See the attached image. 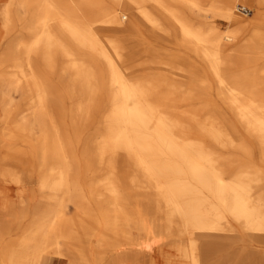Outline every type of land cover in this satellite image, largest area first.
<instances>
[{
	"label": "bare ground",
	"instance_id": "6f19581e",
	"mask_svg": "<svg viewBox=\"0 0 264 264\" xmlns=\"http://www.w3.org/2000/svg\"><path fill=\"white\" fill-rule=\"evenodd\" d=\"M240 2L255 6L260 22L242 15ZM3 4L0 141L5 136L7 145L0 152V185L23 187L37 175L32 189L39 199L27 225L30 215L21 205L16 228L0 231V264H46V256L58 264H129L128 257L130 264H215V255H224L220 264H264V80L237 69L241 56L264 58V0ZM208 13L227 21V34L212 33ZM14 21L25 37L4 47L16 35ZM141 29L156 46L136 38ZM101 30L113 32L109 46L97 38ZM228 44L236 49L229 52ZM141 69L182 81L141 80ZM52 74L70 82L77 135L100 116L97 153L86 161L103 177L89 195L73 180L78 161L54 112L62 93L54 96L46 83ZM15 93L22 95L19 105ZM30 135L36 148L12 145ZM124 176L137 193L121 188ZM7 188L0 187V213L17 205ZM65 195L80 199L70 219ZM143 245H153L155 255Z\"/></svg>",
	"mask_w": 264,
	"mask_h": 264
},
{
	"label": "rangeland",
	"instance_id": "374dc122",
	"mask_svg": "<svg viewBox=\"0 0 264 264\" xmlns=\"http://www.w3.org/2000/svg\"><path fill=\"white\" fill-rule=\"evenodd\" d=\"M58 1L66 2V3L67 2H71V3L73 2V0H58ZM105 1L108 3V0H105ZM3 2H4V0H0V8L3 6H6L3 4ZM60 5L62 8L65 7V3L64 4L60 3ZM240 6H244V7L251 10L247 14H245L244 12H242L240 10L242 15L246 16L248 19H251L253 23L260 22V19L258 16V9H256L255 6H250V5L241 3V2L237 4V8L240 9ZM262 9L264 10V7ZM204 16H205V18L207 17L206 19L208 21L211 20V22L215 26L211 30L213 34H217V33L227 34L228 33L229 24L227 23V21L225 19L218 17V16L214 17V15L212 13H208L207 15H204ZM129 19L130 18L128 16V19H124V22L128 23ZM263 23H264V20H263ZM13 25H14V32L16 33V35L7 39L4 42V47L9 46V42L11 39L14 40L17 38H24L25 37L24 33L22 32L20 23L18 21H14ZM15 25H16V27H15ZM99 34L96 36L99 39V41H101L102 46L103 47L109 46V45H107L106 40H107V37L111 38L114 36L113 32L111 30H108V31L101 30L99 32ZM136 38L141 43H143L145 47H153V46L157 45L155 43V41L151 37H149L145 33V31L142 29L137 31ZM227 47H228L229 52H232L236 49V47L234 45H231V44L230 45L228 44ZM160 50H162V52L171 53V52H176L177 49L176 48L171 49V47H164ZM59 53H60L59 49H55L53 52V55L56 57L57 60L59 59ZM185 53H188V52H185ZM240 59H242L241 62H243V63H242V65H240L237 68L238 70L248 72L249 77H257V75H258V77L262 76L261 78L264 80V71H263L264 70V58H256V57L255 58H253V57H245L244 58L243 56H241ZM56 62H58V61H56ZM85 65H86L87 69L91 68L90 65H88V64H85ZM100 69H101V71L102 70L104 71L103 67H100ZM205 70L207 72L206 74H207L208 79L213 80L212 74L209 71V69L205 68ZM149 77H161V78L166 79L167 81H171V80L182 81V80L171 77L166 72L161 71V70H153L152 71V70H148V69H141V73L139 72V74H138V78L141 80H145ZM45 78H46V83L52 89L54 96H58V94L62 93V98H61V100H59L61 107L54 108V112L56 115L59 116V119L61 120V123H62L63 128H64L65 136L67 137V139L70 140V142L73 146L72 147L73 155L78 161V163H75L72 166L73 171H74V174H73L74 179L73 180L75 182H77L76 184L78 185V191H82L83 193L89 195V193H91L92 183L95 181H98L100 178L103 177L102 173H95L94 169L92 167H90V165L87 164V161H86V158H87L86 155L87 154H90V152L93 154L97 153V149H98L97 145H98V142L101 139V135H102V126H101L100 116H93L90 124L88 126H86L85 128H83L80 131V134L77 135L76 134L77 132L75 133V129L73 127L71 116H70V110L73 107L75 100L72 98L70 92H68V90H67L68 85H70L69 84L70 82H69L67 76L62 75V74H58V75L52 74L50 76L49 75L46 76ZM190 85H192V84L190 83ZM14 102L17 105L21 104L22 95H20L19 93H15ZM0 115H1V113H0ZM31 136L32 135L24 136L23 138L18 139L17 141L13 142L12 145H14L16 147H20L22 149H25V147H28L29 143H30V145L32 147L34 146V148H36L37 143L32 142V140L30 139ZM4 138H5V136H4ZM3 139H1V141H0V152H1V150H3V146L5 144L7 145V143ZM86 147H88V148H86ZM32 162L34 163V166H37V163H36L37 157L33 158ZM116 175L120 177V176H122V173L119 171ZM38 177L39 176H37V175L31 177L30 180L23 187H21V186L19 187L15 184H13V185L8 184V186L7 185L4 186L2 184L0 185V187H2V188L8 187L7 188V190H8L7 197L11 201H13L17 204L16 205L17 207L15 206L14 210L12 209L13 212L11 211V212H6V213L5 212L0 213V231L5 229V227H9V226H10L11 230L16 228V226L20 222V215H21V211H22V206L25 207L26 210L28 209V213L30 215V217L27 218V220L25 221L24 225H27L32 220L31 215H32V212L34 209L33 206L36 205V203L39 199L38 193L33 192L34 191L33 189L38 184V182H37V181H39ZM121 188L126 192H132V193L136 192L137 193L139 191L137 188H135L131 185V182L129 181L127 176H124V178L122 180ZM23 190H25V192H27V193H25L22 196V195H20V193ZM31 192L34 193L35 195H33V194L31 195ZM32 196H34V197H32ZM79 200L80 199H75L73 202H70L69 197L67 195L64 196V204H65L66 218L67 219H70L75 215V213H76L75 205H78L80 203ZM18 203H20V204H18ZM88 206L89 207H87L85 210H91V208H92L91 205H88ZM7 213H8V215H7ZM11 213L15 217L12 216ZM95 214L97 216H100L98 212H95ZM3 224L5 226H3ZM99 236H100L99 232H97V234L90 240L91 249L95 248L96 240L98 239ZM148 237L153 238L151 235H149ZM153 241H154V239L149 240V242H153ZM143 246H144L143 249L147 248L149 250V252L152 253V255H155L156 250H155V247L153 245L152 246L143 245ZM123 249H127L126 246ZM46 257L49 258V260L46 262V264H55V262L58 260V258H56L54 256L53 257L52 256H46ZM222 257L224 258V255H221V256L215 255L214 260H213L215 262V264H220L222 262V259H223ZM0 259H2V254H0ZM140 260H141V262L146 263V261L148 260V255H146L144 253L141 254ZM237 260H238V258H237ZM96 261H97V259H91L92 263L96 264L97 263ZM127 261L129 262V264L132 263L131 262L132 259L130 257L127 258ZM228 264H233V262L228 263Z\"/></svg>",
	"mask_w": 264,
	"mask_h": 264
},
{
	"label": "built area",
	"instance_id": "2783aa9c",
	"mask_svg": "<svg viewBox=\"0 0 264 264\" xmlns=\"http://www.w3.org/2000/svg\"><path fill=\"white\" fill-rule=\"evenodd\" d=\"M240 10L242 11V12H244L245 14H247V13H249L251 10L250 9H248V8H246V7H244V6H240Z\"/></svg>",
	"mask_w": 264,
	"mask_h": 264
},
{
	"label": "crops",
	"instance_id": "0c3cea01",
	"mask_svg": "<svg viewBox=\"0 0 264 264\" xmlns=\"http://www.w3.org/2000/svg\"><path fill=\"white\" fill-rule=\"evenodd\" d=\"M55 264H58V261H56Z\"/></svg>",
	"mask_w": 264,
	"mask_h": 264
}]
</instances>
